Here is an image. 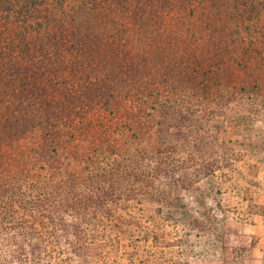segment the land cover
Listing matches in <instances>:
<instances>
[{
  "label": "trees",
  "instance_id": "1",
  "mask_svg": "<svg viewBox=\"0 0 264 264\" xmlns=\"http://www.w3.org/2000/svg\"><path fill=\"white\" fill-rule=\"evenodd\" d=\"M261 123L264 0H0V264H181L264 208Z\"/></svg>",
  "mask_w": 264,
  "mask_h": 264
},
{
  "label": "rangeland",
  "instance_id": "2",
  "mask_svg": "<svg viewBox=\"0 0 264 264\" xmlns=\"http://www.w3.org/2000/svg\"><path fill=\"white\" fill-rule=\"evenodd\" d=\"M258 129L253 130L248 135L247 141L251 144L250 148L242 147L243 150L249 149L251 157H246L245 161H262L264 153L259 150V146H264V133L261 128L264 123L257 124ZM13 176L8 175L3 180L5 183H13ZM199 188L203 189L204 184L199 183ZM183 202L189 207H197L200 210L215 208V202L211 198L199 197L196 191L181 193ZM202 201V202H201ZM258 205L264 206V196L254 200ZM228 202V201H227ZM232 203V202H231ZM220 221L218 226L221 238H216V244L205 239L190 237L191 244L194 245L192 251L187 250L184 255H179L181 264H264V208L259 214L252 217V220L239 219L229 214L227 217L220 216V212L215 210ZM226 237H228L226 239ZM214 240V241H215ZM126 258H118L111 264H128ZM109 264V263H108Z\"/></svg>",
  "mask_w": 264,
  "mask_h": 264
}]
</instances>
